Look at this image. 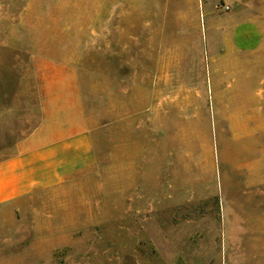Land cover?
<instances>
[{
	"label": "rangeland",
	"instance_id": "rangeland-1",
	"mask_svg": "<svg viewBox=\"0 0 264 264\" xmlns=\"http://www.w3.org/2000/svg\"><path fill=\"white\" fill-rule=\"evenodd\" d=\"M246 18L264 45V0H0V159L39 122L45 52L79 62L98 159L91 180L0 207V264H264Z\"/></svg>",
	"mask_w": 264,
	"mask_h": 264
},
{
	"label": "crops",
	"instance_id": "crops-1",
	"mask_svg": "<svg viewBox=\"0 0 264 264\" xmlns=\"http://www.w3.org/2000/svg\"><path fill=\"white\" fill-rule=\"evenodd\" d=\"M246 19L239 48L259 52L264 49L255 43L262 31L260 19ZM31 67L40 119L16 144L14 154L0 159V207L91 180L98 166L97 128L86 105L78 60L66 53H37Z\"/></svg>",
	"mask_w": 264,
	"mask_h": 264
}]
</instances>
